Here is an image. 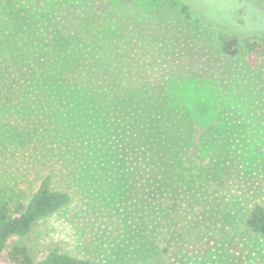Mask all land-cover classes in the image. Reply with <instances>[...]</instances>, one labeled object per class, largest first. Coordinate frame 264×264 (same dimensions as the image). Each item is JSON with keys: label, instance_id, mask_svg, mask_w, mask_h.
<instances>
[{"label": "rangeland", "instance_id": "374dc122", "mask_svg": "<svg viewBox=\"0 0 264 264\" xmlns=\"http://www.w3.org/2000/svg\"><path fill=\"white\" fill-rule=\"evenodd\" d=\"M13 1L28 22L19 26L0 8V123L29 126L34 135L24 158L0 163L3 186L54 173L71 210L93 224L96 264H131L178 241L204 252L180 254L177 264H264L262 243L198 236L201 228L234 229L264 204V49L225 58L210 33L160 0H126L120 22L105 33L80 23L93 0ZM186 2L206 25L241 39L264 37V0ZM15 34L35 42L38 67L9 101L4 71ZM130 42L143 53L140 65L153 63L152 80L131 95L135 108L120 111L98 79H128L126 64L115 70L111 49ZM72 232L52 215L27 237L40 258L50 246L73 253ZM6 256L0 264H11Z\"/></svg>", "mask_w": 264, "mask_h": 264}, {"label": "trees", "instance_id": "16d2710c", "mask_svg": "<svg viewBox=\"0 0 264 264\" xmlns=\"http://www.w3.org/2000/svg\"><path fill=\"white\" fill-rule=\"evenodd\" d=\"M173 10L179 19L194 28H201L210 33L219 48L221 56L232 59L252 53H260L264 49V37L238 38L211 25H206L192 10L186 0H160ZM126 0H93V7L87 19L80 23L88 31L105 33L114 29L121 20L123 5ZM0 8L6 10L8 19L19 26L28 22V17L13 0H0ZM9 38V37H8ZM8 38L6 40H8ZM13 39V41H12ZM8 40L11 48L6 79L9 83L4 95L9 101L22 94L35 80L37 74V53L35 42L29 36L18 34ZM14 42V43H11ZM132 45V47H131ZM114 56L115 70L121 72L122 64L128 66V79H119L116 74L101 76L98 87L109 95L108 100L120 111L135 108L136 101L131 95L146 88L152 79H147L153 68V63L140 65L143 53L137 49V43L126 46H116L111 49ZM108 75V76H107ZM139 76L140 79H134ZM107 77V78H106ZM132 78V79H131ZM101 80V82H100ZM132 98V99H131ZM34 131L26 125H19L12 121L0 123V163L11 164L24 158L30 150ZM57 169L53 168V172ZM54 173L37 176L23 184L3 186L0 179V256L7 254V261L11 264H96L94 261V227L93 224L82 219L71 210L72 198L70 194L53 186ZM183 207L176 210L174 218L177 223L184 221ZM55 215L73 231L75 237L74 252L63 251L58 246H50L40 258L33 254L34 242L27 237L34 226L42 219ZM212 235L218 242L232 239V243L248 246L250 243L264 244V204H257L250 208L239 225L219 230L217 228H201L199 237ZM25 238L23 243L10 244L13 238ZM192 242V241H191ZM191 242L178 241L163 251L154 250L151 256L139 259L131 264H177L180 254L198 251L201 247H189ZM207 249L210 248V241ZM243 253L245 251H242ZM154 254V255H153ZM233 264H246V261Z\"/></svg>", "mask_w": 264, "mask_h": 264}]
</instances>
